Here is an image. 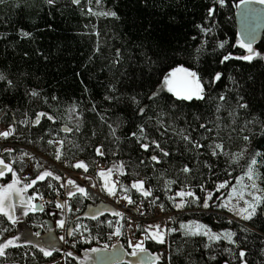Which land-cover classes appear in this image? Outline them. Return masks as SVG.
<instances>
[{"label": "trees", "instance_id": "obj_1", "mask_svg": "<svg viewBox=\"0 0 264 264\" xmlns=\"http://www.w3.org/2000/svg\"><path fill=\"white\" fill-rule=\"evenodd\" d=\"M214 2L213 17L205 19ZM93 3L96 0H79L78 4L55 0L53 5L47 0H0V74L6 77L0 80V122L15 129L8 140L26 145L72 172L97 175L96 162L101 160L104 170L120 175L127 195L154 199L166 213L177 212V191L191 189L199 200L189 207L197 210L173 218L174 213L172 228L162 243L149 238L144 224L134 233L135 237L145 235L144 249L150 258L159 255L161 248L167 249V256L152 264H241L240 248L246 249L243 259L248 264H264V205L251 221L234 218L217 204L198 210L206 191L217 192V185L224 181L232 184L255 152H264V61L236 58L245 55V49L237 44L234 18L241 0H226L224 6L216 0H99L100 10L115 11L117 17L89 12V6L97 9ZM198 25L211 31L205 34ZM20 29L31 32V37L21 36ZM221 41L224 48L218 46ZM258 49L264 52V36ZM229 52L233 58L220 63L222 55ZM179 65L197 73L204 87L203 99L181 100L160 88L163 75ZM215 72L223 76L209 85ZM143 84L158 91L160 98L142 116L134 111L138 106L131 97H143ZM32 90L39 95L32 96ZM109 96L117 99L109 100ZM71 110L79 116L75 127L67 126ZM41 112L48 115L38 118ZM37 118L39 122L34 123ZM25 120L27 123H21ZM141 123L149 136L147 141L137 142L130 133ZM110 128L116 130L115 136ZM184 135L202 147L195 148ZM153 139L170 153L169 157L159 153L151 144ZM142 142L149 143L148 150L140 147ZM214 144L223 145V151L217 149L215 156L211 155ZM101 145L103 156L95 151ZM152 154L161 155L160 161H151ZM18 155V148H0V158L12 168L9 172L0 166L5 172L1 184L8 183L13 173L20 176L23 166ZM257 158L264 187V157ZM79 161L88 165L87 170L75 167ZM186 164L188 173L182 171ZM45 170L60 180L46 176L28 189V194L40 193L46 198L41 210L23 215L21 221L29 231H43L40 225L52 219L51 209L60 200L56 190L62 198L63 173L48 162L34 169L31 178L22 180H35ZM137 180L144 182L149 195L132 187ZM86 191L87 196L76 192L67 202L73 209L66 214L67 227H80L74 235L66 234L64 251L61 245L51 251V256H44L35 244L21 242L19 248L6 249L0 264H61L62 256V264H82L92 248L110 249L115 243L126 247L125 232L117 242L109 238L115 231L110 223L113 213H88L101 199L90 189ZM187 218L214 230L229 229L236 233L238 243L186 234L178 221ZM0 232L4 233L0 239L16 232V225L4 213H0ZM205 244H210L211 252ZM225 248L231 251L225 252ZM209 255H215L216 261H209Z\"/></svg>", "mask_w": 264, "mask_h": 264}, {"label": "snow or ice", "instance_id": "obj_2", "mask_svg": "<svg viewBox=\"0 0 264 264\" xmlns=\"http://www.w3.org/2000/svg\"><path fill=\"white\" fill-rule=\"evenodd\" d=\"M97 3H99V0H96ZM216 2L219 3L220 6H224L226 3V0H216ZM261 3H264V0H260ZM47 3L49 5H53L55 3V0H47ZM73 3H79V0H73ZM241 3H245V0H241ZM215 10V2L212 4L211 7H209L207 9V15L205 17V19H210L213 17V13ZM89 12H92V8L89 7L88 9ZM100 15H104V16H111V17H117V13L115 11H107V12H101L99 13ZM198 27L201 28V30L207 34L211 31L210 28L204 27L203 25H198ZM20 35L23 37H31L32 33L25 31L24 29H20ZM237 44L241 45L243 48L248 50V54L247 55H243L242 57H236L237 59H242L244 61H252L254 57H259L262 56L264 54L256 51L255 49L252 48L250 43H245L243 40H237ZM220 48H224V42L221 41L218 45ZM97 51H99V48H97ZM155 54V53H154ZM25 55H27V53H25ZM117 55H119V50H117ZM46 58V57H45ZM233 58V54L231 52L222 55V59L219 61L220 63H224L226 61H229L230 59ZM223 76L222 72H215L214 74L210 75L209 78V85H211L212 83L219 81ZM6 77L2 74H0V80H5ZM8 85H12V81L11 80H7ZM142 87H145L146 90L143 94V97H141V99H137L136 96H132L131 97V101L132 103L136 104L138 107L134 110L140 114L143 115H147L148 111L152 110V106L154 103H157L159 101L160 98V94L158 91H151L150 88H148L147 84H143L141 85ZM154 86V85H153ZM163 87L167 89V91L169 93H173L176 97L180 98L181 100H192L193 97H196L197 99H203V93H204V87L200 82V78L198 77L197 73L195 71H192L191 69L185 68L183 65H180L178 67L175 68H171V71L167 74V75H163ZM32 96H37L39 95V93L36 90H32L31 92ZM139 95V94H137ZM52 99H56V97H52ZM107 99L109 100H114L117 99V97H113V96H109L107 97ZM220 99H224L223 96L220 97ZM143 101H147L146 103H143ZM45 102H47V98H45ZM143 103V106H139ZM165 103H167V101H165ZM242 108H247L248 105L247 104H241L239 105ZM48 115L47 113H39L38 114V118L39 116H46ZM138 117V118H142ZM37 118L36 121H34V123H38L39 119ZM49 119H54V117L52 116H48ZM21 123H27V120L25 121H21ZM135 122H133L134 124ZM201 128H204L205 126L203 124L200 125ZM15 129L13 128L12 131H14ZM110 131L112 132V135L115 136V129L114 128H110ZM156 131H159V129H156ZM10 134L9 131H4V132H0V136H4L7 137ZM130 135L132 137H134L137 142H141V141H147L148 140V136L149 133L148 131H146V125L144 123H141L138 125L137 131H133L130 133ZM118 139V137H117ZM183 139L186 140L189 144H192L195 146V148H200L202 147L198 141H194L192 140V138L189 135H184ZM245 141L249 140L248 136H244L243 138ZM50 143H53V141H50ZM151 144L155 146L156 149L159 150V153L162 154L163 157H169L170 153L168 151L165 150V148L161 147L159 141L153 139L151 140ZM102 145L101 146H97L95 151L100 155L103 156L104 152L102 151ZM140 147L142 149L148 150L150 145L147 142H142L140 143ZM212 147V152L211 155H218L219 153L216 151L217 149H220L221 151H223V145L222 144H214L211 146ZM7 151H11V149H8ZM256 156H260V157H264V152H261L259 150L256 151L255 156L252 157L251 159V163L248 165V171L246 172V175L250 178V179H255V173L253 170V166L256 165L258 163ZM57 158L59 159V156H57ZM161 159V155L158 154H152L150 156V160L153 162H159ZM205 164H207L208 162L205 161ZM0 165H4V167L7 169V171L12 172V168L5 164V161L3 160V158H0ZM75 167L77 168H84L85 170H87L88 165L85 164L83 161H79L77 162V164L75 165ZM208 167L211 168V164H208ZM183 172L188 173L190 172V168L188 167V165H184ZM107 172H111V169H108ZM5 172L3 170H0V177L4 176ZM13 175H15V173H13ZM54 174L48 170H45L43 173H41L39 176L36 177L35 180L32 181V183L34 184L37 180H43L46 176H53ZM100 175L105 176L106 173L104 171L100 172ZM56 180H60L59 176H55ZM143 181L141 180H137L134 181L132 184L133 188H143ZM227 181H224L222 184L217 185V187H223V184H226ZM15 184V180L8 184L6 186L7 189L11 190L13 188V185ZM68 185H74L76 187V189L78 190L79 193L84 194L85 196L88 195L86 189L80 185H77L76 182L72 179H69L67 181ZM31 185L26 184L25 187H30ZM203 187V186H201ZM251 187L253 189L257 188V185L255 183H253L251 185ZM108 192L109 194H114V190L113 188H108ZM144 195L147 196L149 195L148 191H144ZM177 195L179 196H195V193L191 192V191H180L177 193ZM254 195V199L252 200H246L245 201V207L240 208L239 211L237 212V215L241 216L244 220H253V217H257L258 216V208H261L262 205H264V196H259V195ZM67 196L71 197L73 196V191L71 189L67 190ZM31 197L28 198L29 202L26 203L22 209V213L23 215H27L29 211H35L37 207H42L36 204L31 203ZM125 199H128L129 203H131V199L130 197H125ZM208 199H211V193H209L208 198L204 200V208H208ZM8 200V196L6 191L4 190L3 186H0V213H4L7 216V219L9 221H11L13 224L17 223L18 218L14 215V208L15 205L14 204H8V210L5 211V205L6 202ZM197 200H199V198H197ZM185 203H187V201H181L179 203L175 204L176 208H181ZM65 205H67V202L65 201L64 203H61L59 200H57L56 202V207L57 208H64ZM222 207H226L227 205H221ZM162 207V206H161ZM67 210L68 211H73L71 205H67ZM234 210V209H233ZM262 211H264V209H262ZM85 215H88V213H85ZM96 215H99V210H97ZM115 215H122L119 212H116ZM58 225L60 227H64L65 225V221L63 219L57 221ZM80 224L76 225V228H79ZM159 226H157L158 228ZM76 228L73 229H69L67 230V235L68 236H72L74 235ZM119 231V230H118ZM193 235L196 234V232L192 233ZM4 233L0 232V237H3ZM33 235V233L29 232V235L23 238V244L25 245H33L35 244V247L39 249L40 252L43 253L44 256H51L52 252L49 248L41 245L40 243L34 241L33 239H31L30 237ZM34 235L36 237H39L41 235L40 232H35ZM202 235L208 236L209 240H215V241H219L222 239L221 235L216 234V233H211L210 231H205L204 233H202ZM236 236L235 232H232L231 230H224V239H227L230 243L232 244H237L238 240L237 239H233V237ZM150 239H158L161 243L163 242L162 240V236L159 233V231L156 232V234L152 237H149ZM60 239H64V237H60ZM9 247H13V248H19L20 247V237L18 236H12V237H8L3 239L2 241H0V256H5L6 255V249H8ZM54 247V246H53ZM205 248H207L210 252H211V246L210 244H205L204 245ZM89 251L91 252H98L101 251V249H97V248H92ZM139 252H145L146 249L143 248L142 243L138 242L136 244L133 245V251L131 253H129V255L131 256H137V253ZM225 252H229L231 251L229 248H225L224 249ZM245 251L246 249L244 248H240L239 250V257L241 258V264H248V262L246 260H244L243 258L245 257ZM67 255L72 256L73 253L72 252H68ZM90 259V257H88ZM160 256L156 255L150 258V260L148 261V264H152V261L154 260H159ZM209 261H216V256L215 255H209L207 258ZM129 264H133L132 261H129ZM136 264H145V261L143 259H140L138 261H136ZM225 264H228L227 261H225Z\"/></svg>", "mask_w": 264, "mask_h": 264}, {"label": "rangeland", "instance_id": "obj_3", "mask_svg": "<svg viewBox=\"0 0 264 264\" xmlns=\"http://www.w3.org/2000/svg\"><path fill=\"white\" fill-rule=\"evenodd\" d=\"M246 1H254V2L261 3L260 0H246ZM93 4L95 5V7H97V9H95L94 7L89 6V7L92 8V12H95V13L103 12L102 10H100L98 8V3H93ZM243 49H245V48H243ZM256 51L260 52L259 50H256ZM260 53L264 54V52H260ZM247 54H248V50L245 49V55H247ZM254 58H260V59H262L264 61V55L259 56V57H254ZM176 67H178V66H176ZM170 71L171 70H169L165 75H167ZM201 84H202V82H201ZM160 88L167 91V89L163 87V79H162V81L160 83ZM193 98H196V97H193ZM78 123H79V116L76 114V112L74 110H71L70 111V115H69V122H68L67 126L68 127H75V126L78 125ZM12 129L13 128H11V132L13 133ZM255 154H256V152H255ZM253 156H255V155H253ZM251 159L249 160L248 165L251 163ZM256 159L258 161L257 156H256ZM45 162H48V163L54 165L59 170H61V169H65L66 170L64 165L63 164H59L58 162H55V164L49 162L48 160H46ZM248 165L244 169L243 173H241L235 179V181L232 184L226 183V184H223V187H216V191L217 192L206 191V193L204 195V199L200 203V209H198V210H209L211 208L212 204H217L219 207H221L223 209H226L228 212H230L231 215L234 218H237L239 220H244L241 216L237 215V212L239 211L240 208L245 207V201L254 199V195H253L254 193H255V195L264 196V187L262 186V184H261V182L259 180V176H258L259 175L258 174L259 173V168H258V171H257L258 163L253 166V170H254L255 177H256L254 180L250 179L246 175V172L248 171ZM0 166H2V165H0ZM104 172L106 173L105 177L108 180V183H106L105 185L101 184L100 182H97L98 183L97 184L98 186H97L93 180H91V179H89V178H87L85 176H81L79 174H75L76 178H74V177L73 178L72 177L69 178V179L74 180L77 184H80V181H81L82 186L84 188H85V184H87L93 190V192L95 194H97V192H99L100 195H98V196L101 199V202H99L95 206L90 207L89 210H88V213H90L92 215H96L97 210H99V213H101L103 211H108V212L113 213V212H115V208L114 207H115L116 200H118L120 198L125 199L126 196L130 197L129 195H127L124 187H122L121 185L117 186L116 184H113L110 181L111 172H107V170H104ZM20 174H21V172H20ZM53 176H55V175H53ZM63 179H64V174H63V178L61 180V183H63V184L66 183L65 185H63V189H64L63 190V194L66 197V200L68 201L69 200V196H67L66 187H68L67 181L69 179L66 182H64ZM76 179H78L80 181H78ZM14 180H15V184L13 185V188L11 190H9L6 187H4V190L6 191L7 196H8V200H7L6 205H5V211L8 210V207H7L8 204H14L15 205L14 215L18 218L17 223H15L16 232L13 235L8 236V237L18 236V237H20V243H21L23 241V238L28 236L29 232H31V233H33V235L30 238L33 239L34 241L40 243L41 245L45 246V244L48 242L47 239H45V236L49 235V233L52 231V235H54V236L57 235V236L64 237L63 240L59 239V237H55L57 240L60 241V245L63 246V251H64V244H65V241H66L65 239H66V234H67V229H66L67 228V225H66V222H67L66 221V214L68 212L67 205H65V207L62 208V209L61 208H57V207H54V208L51 209L50 214H52V216H53L52 219H54V220H52L53 224H52V221H50V220H49V222H47L48 220L45 221L44 224L40 225V228L43 231H40V230L29 231V230H27L25 224L21 221V219L23 217L22 209H23L24 205L27 203V200H28L27 196L30 197V195H31V194H28L29 193L28 189H30V187L32 186V184H33L32 181L33 180L31 179L30 181L25 182L24 180H22V178L20 176L18 177L16 174L15 175L12 174L11 178H10V182L12 183ZM253 183H255L257 185L256 189H253L251 187V185ZM26 184H29L31 186L30 187H25ZM220 184H222V183H220ZM0 186H2V185H0ZM108 188H113L114 194H109ZM137 190L140 193H142V194L144 193V191H146L144 186H143L142 189L137 188ZM180 191H185V192L191 191V192H193L189 188H185V189L179 190V191H177V193L180 192ZM177 193H176V195H177ZM209 193H211V199H208V205L209 206H208V208H204V200L208 198ZM37 195L38 194H33V196L31 195V197H33V199H35L37 197ZM61 200H63V199H61ZM66 200H63V201L65 202ZM182 200L183 201H187V203H185L181 208H176L177 212H174L175 214L173 213L174 214L173 218L175 216L179 215V214H182V213H187L188 214V213L192 212L193 210H197V208L189 207L190 203H195V204L197 203L196 195L195 196H183V197L177 195L176 203H179ZM110 201H112L114 204H112ZM221 205H227V206L226 207H222ZM61 219H63L65 221L64 229H63V227H60V228H62V229H60L62 231L58 230V228H57V227H59L57 221H59ZM172 221H173V219L171 218V223L168 226V228H162V227H160V228L158 227L157 228V226L155 224H153V223L152 224H148V225H144V226L146 227L147 232L149 233L150 237L154 236L156 234V232L159 231V233L162 236V240H165L167 234L170 232V230L172 228L171 227L173 225ZM47 223L52 224L51 225L52 228L48 227L49 225ZM178 225L186 234H192L193 232H196L197 234H201L202 235V233H204L205 231H210L211 233H216V234L221 235V237H222L221 240H225V241L229 242L227 239L223 238L224 230H226V229H215L214 230V229L210 228L208 225H206L205 223H203L201 221H198V220H195V219H191V218L180 219L178 221ZM227 230H229V229H227ZM35 232H40L41 235L39 237H36L34 235ZM135 232L136 231L129 232V233L125 232L126 235L128 236V242H127L128 245L126 247L118 246V244H116V243L114 244L113 247H122V248H124L126 253H127V255L130 258V261H133L134 264H136V261H138L140 259H143L145 261V264H146L150 260V255L147 252H139L138 251L137 256L129 255V253H131L133 251V245L138 243V242L142 243V246L144 248L145 235L143 233H141V234H139L138 236L135 237V235H134ZM203 236H205V235H203ZM8 237H6V238H8ZM205 237L207 239H209L208 236H205ZM139 238H140V240H139ZM135 239H136V241H135ZM233 239H234V237H233ZM2 240L3 239H0V241H2ZM156 240H158V239H156ZM117 241H115V242H117ZM212 241L216 242L215 240H212ZM53 245H55V244H53ZM106 248H107L106 246H103L100 249H106ZM93 258H94V252L91 253L90 259L88 258V259L83 260L82 264H93ZM59 260H60L59 262L62 264L63 260H64V257L62 256Z\"/></svg>", "mask_w": 264, "mask_h": 264}, {"label": "built area", "instance_id": "obj_4", "mask_svg": "<svg viewBox=\"0 0 264 264\" xmlns=\"http://www.w3.org/2000/svg\"><path fill=\"white\" fill-rule=\"evenodd\" d=\"M9 131L10 134L7 137L0 136V148H18L19 155L18 161L22 164V171H21V178L29 179L32 177V172L37 167L41 166L46 160L55 164L50 159H47L46 156L42 155L41 153L37 152L36 150L22 144H17L8 139L12 136L11 126H5L0 122V132ZM60 145L59 142H56ZM65 163V160L63 161ZM98 166V170L105 169V163L101 160L96 162ZM64 174L63 181L66 182L70 177H75V174H79L81 176H85L95 182H100L97 178L98 174L92 173H83V172H72L69 170L61 169ZM99 172V171H98ZM110 181L117 186L121 184V177L117 172H111L110 174ZM98 186V185H97ZM85 189H90L93 191L87 184H85ZM55 195L58 199L61 198V193L59 190L55 191ZM97 195H100L97 192ZM66 200L62 192V198ZM131 203H129L128 199L120 198L115 202V212L110 219V223L115 228L113 234L110 235V240L117 241L122 234L125 232H134L136 231L140 225H148V224H155L156 226L162 228H168L171 223V218L173 214L166 213L162 210L161 206L157 203L154 199H134L130 198ZM36 202L40 206H44L46 204V198L38 193ZM114 204L112 201H110ZM116 212L121 213L122 215H115ZM119 230V231H118ZM140 240V238H139ZM136 241V239H135ZM160 257L167 256V249L161 248L159 252Z\"/></svg>", "mask_w": 264, "mask_h": 264}, {"label": "water", "instance_id": "obj_5", "mask_svg": "<svg viewBox=\"0 0 264 264\" xmlns=\"http://www.w3.org/2000/svg\"><path fill=\"white\" fill-rule=\"evenodd\" d=\"M234 18L237 36L240 40L251 45L261 41L264 33V5L250 2L240 3L237 5ZM59 201L63 203V200ZM34 204L39 205L37 202ZM42 208L43 206L37 207L36 210ZM125 261H130V258L122 247L94 252L93 264H119Z\"/></svg>", "mask_w": 264, "mask_h": 264}, {"label": "crops", "instance_id": "obj_6", "mask_svg": "<svg viewBox=\"0 0 264 264\" xmlns=\"http://www.w3.org/2000/svg\"><path fill=\"white\" fill-rule=\"evenodd\" d=\"M101 171H104V170H99V172H98V176H97V178L99 179V181H100V183L101 184H103V185H105L106 183H108V180H107V178L105 177V176H102V175H100V172ZM76 180H78V179H76ZM78 181H80V180H78ZM11 182L9 181L8 183H5V184H1L0 183V185H2L3 187H6L8 184H10ZM66 183H62V187H63V185H65ZM77 184V183H76ZM77 185H80V186H82V183H81V181H80V184H77ZM66 187V186H65ZM83 187V186H82ZM68 189H71L72 191H73V193H76V192H78V190L76 189V187L74 186V185H68V187H66V190H68ZM64 190V189H63ZM29 197L27 196V199H28ZM70 198V197H69ZM29 202V200H27V203ZM66 202H68L67 200H66ZM31 203H35V200L34 201H31ZM64 203V202H63ZM113 214H114V212H113ZM52 220H54V219H51L50 221H52ZM47 222H49V220L47 221ZM49 226L48 227H50V228H52L51 227V225L53 224V221H52V224H49V223H47ZM58 228V230H60V229H62V228H60V226L59 227H57ZM63 229H64V227H63ZM52 230V229H51ZM67 230H69V227H67ZM60 231H62V230H60ZM55 237H59V239H60V237L61 236H54V235H52V231L49 233V235H46L45 236V239H47V243L45 244V247H47V248H49L51 251H53V250H55V249H59V247L61 246L60 245V241L59 240H57ZM53 244H55V245H53ZM44 246V245H43ZM54 246V247H53ZM62 247V249H63V246H61Z\"/></svg>", "mask_w": 264, "mask_h": 264}, {"label": "flooded vegetation", "instance_id": "obj_7", "mask_svg": "<svg viewBox=\"0 0 264 264\" xmlns=\"http://www.w3.org/2000/svg\"><path fill=\"white\" fill-rule=\"evenodd\" d=\"M245 2H250V3H255V4H262V5H264V3H258V2H254V1H245ZM263 36H264V33H263ZM263 36H262V38H263ZM239 39V38H238ZM240 40V39H239ZM261 41H262V39H261ZM261 41L260 42H258V43H256L255 45H251L254 49H256V50H259L258 49V46H259V44L261 43ZM133 262V261H132Z\"/></svg>", "mask_w": 264, "mask_h": 264}]
</instances>
